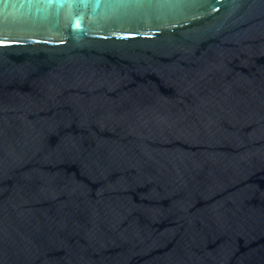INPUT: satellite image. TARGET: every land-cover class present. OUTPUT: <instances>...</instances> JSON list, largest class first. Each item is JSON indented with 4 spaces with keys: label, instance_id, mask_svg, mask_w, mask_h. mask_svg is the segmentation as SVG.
Returning a JSON list of instances; mask_svg holds the SVG:
<instances>
[{
    "label": "water",
    "instance_id": "95a60500",
    "mask_svg": "<svg viewBox=\"0 0 264 264\" xmlns=\"http://www.w3.org/2000/svg\"><path fill=\"white\" fill-rule=\"evenodd\" d=\"M0 264H264V0H0Z\"/></svg>",
    "mask_w": 264,
    "mask_h": 264
}]
</instances>
